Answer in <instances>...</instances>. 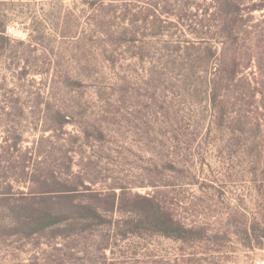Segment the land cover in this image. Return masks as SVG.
Here are the masks:
<instances>
[{
  "label": "rangeland",
  "instance_id": "1",
  "mask_svg": "<svg viewBox=\"0 0 264 264\" xmlns=\"http://www.w3.org/2000/svg\"><path fill=\"white\" fill-rule=\"evenodd\" d=\"M216 2L0 0L14 39L0 54V106L12 96L23 110L0 187L36 203L41 188L70 184L77 203L107 213L3 238L0 264H264V0L243 2L241 67L213 93L206 48L221 52L222 39L189 17ZM234 56L230 45L229 70ZM143 196L201 231L124 232Z\"/></svg>",
  "mask_w": 264,
  "mask_h": 264
},
{
  "label": "trees",
  "instance_id": "2",
  "mask_svg": "<svg viewBox=\"0 0 264 264\" xmlns=\"http://www.w3.org/2000/svg\"><path fill=\"white\" fill-rule=\"evenodd\" d=\"M215 11L209 13L205 10L204 14L195 13L193 16L203 17L199 20L202 29L207 25L203 21L207 18L214 22L216 33L222 39V50L219 52L218 47H207V61L214 63L217 67L212 80L206 83L213 93L226 87L227 83L232 80L239 72L241 67L240 61L236 60L241 52V33L243 28L249 22L246 12L243 11L242 4L245 0H216ZM254 8L251 7L250 11ZM204 11V10H203ZM197 18H195L196 20ZM198 20V19H197ZM12 36L8 33L5 15L0 12V54L8 52L10 46H13ZM234 47L235 63L230 70L226 67L229 56V46ZM204 50V51H205ZM236 50V51H235ZM14 53V52H10ZM248 60L254 59L255 52H243ZM15 55L10 57V65L14 64ZM9 59V58H8ZM16 64L13 66L15 69ZM217 98L216 95L213 96ZM3 106H0V121L5 126L4 137L0 144V166L5 163L6 168L17 167L16 154L19 141L22 140L23 132L20 130V123L23 110L11 98H6ZM17 99H15V102ZM0 103H2L0 101ZM11 103V104H10ZM14 104V105H13ZM1 105V104H0ZM13 105V106H10ZM22 166H26L22 164ZM77 188L73 185H64L61 188H41L36 203L24 202L28 194L20 191V199L15 198L16 192L13 191L11 184L6 187H0V245L3 238L13 237L19 234L33 235L49 228L59 226L71 219H82L90 221H103L107 213L99 205L77 203L75 200ZM22 195V196H21ZM33 196V195H32ZM114 197V203L117 199ZM37 197H34L36 199ZM143 202L134 206L131 213L133 216L128 220L124 232H142L143 230L163 234L177 239L187 240L194 238L200 231L197 227L189 225L180 219L174 217L164 202L155 197L143 196ZM19 200V203L17 201ZM140 204V205H139ZM264 232V231H262ZM264 237V234L262 235Z\"/></svg>",
  "mask_w": 264,
  "mask_h": 264
}]
</instances>
